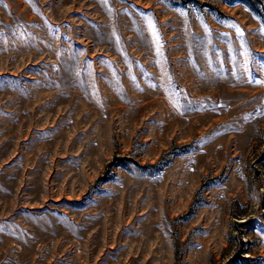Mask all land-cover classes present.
I'll return each instance as SVG.
<instances>
[{
  "label": "rangeland",
  "instance_id": "1",
  "mask_svg": "<svg viewBox=\"0 0 264 264\" xmlns=\"http://www.w3.org/2000/svg\"><path fill=\"white\" fill-rule=\"evenodd\" d=\"M0 264H264V0H0Z\"/></svg>",
  "mask_w": 264,
  "mask_h": 264
}]
</instances>
